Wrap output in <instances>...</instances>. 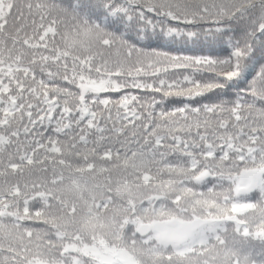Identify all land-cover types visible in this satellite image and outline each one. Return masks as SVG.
<instances>
[{
    "label": "snow or ice",
    "instance_id": "1",
    "mask_svg": "<svg viewBox=\"0 0 264 264\" xmlns=\"http://www.w3.org/2000/svg\"><path fill=\"white\" fill-rule=\"evenodd\" d=\"M0 264H264V0H0Z\"/></svg>",
    "mask_w": 264,
    "mask_h": 264
}]
</instances>
